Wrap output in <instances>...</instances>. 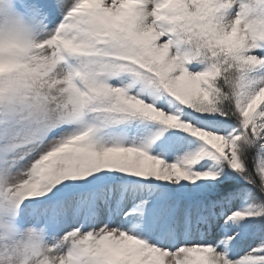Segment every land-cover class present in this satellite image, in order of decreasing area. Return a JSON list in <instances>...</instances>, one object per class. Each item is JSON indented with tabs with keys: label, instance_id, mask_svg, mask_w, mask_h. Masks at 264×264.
I'll return each mask as SVG.
<instances>
[{
	"label": "snow or ice",
	"instance_id": "1",
	"mask_svg": "<svg viewBox=\"0 0 264 264\" xmlns=\"http://www.w3.org/2000/svg\"><path fill=\"white\" fill-rule=\"evenodd\" d=\"M0 264H264V0H0Z\"/></svg>",
	"mask_w": 264,
	"mask_h": 264
}]
</instances>
